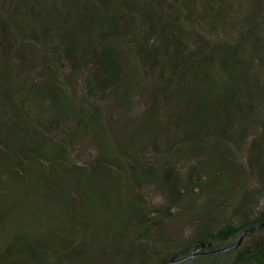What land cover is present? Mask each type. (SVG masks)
I'll use <instances>...</instances> for the list:
<instances>
[{"label":"trees","instance_id":"trees-1","mask_svg":"<svg viewBox=\"0 0 264 264\" xmlns=\"http://www.w3.org/2000/svg\"><path fill=\"white\" fill-rule=\"evenodd\" d=\"M149 79L153 123H106L98 101ZM261 195L264 0H0V264H81L94 247L102 264H165L264 222ZM55 206L62 226L45 222ZM179 218L192 234L157 244ZM220 254L264 264V226L195 259Z\"/></svg>","mask_w":264,"mask_h":264},{"label":"rangeland","instance_id":"rangeland-1","mask_svg":"<svg viewBox=\"0 0 264 264\" xmlns=\"http://www.w3.org/2000/svg\"><path fill=\"white\" fill-rule=\"evenodd\" d=\"M82 86V85H81ZM156 88V81L150 80L148 85L145 87L144 90L138 91L134 94V96L130 97L129 100L126 102H121V99L119 101L114 100L113 98H109L108 100H101L98 101L97 104L100 105V108L102 110V114L104 116V120L106 123H118L119 127L123 128V125H128L129 123L132 124H138V123H153L152 121V114H147V111L149 110V107H151L152 103H154V90ZM82 89H80V92L82 93ZM129 124V125H130ZM151 127V124H150ZM116 136H120V132L116 130L115 132ZM141 141V139H139ZM83 144H79L77 147V151L75 152V157L78 159H83L87 156H89L91 150H92V144L90 142H82ZM141 144V142L139 143ZM148 198L153 204L154 207H158L159 205H162L166 203V200L162 193L158 190H154V188H151L148 193ZM264 207V195L260 197L259 201V208ZM235 209V208H233ZM52 217L46 220V224H53V226H62L64 221V217L61 214V209L59 206H55L52 209ZM105 211H101L100 218L98 220H95L93 222V226L91 229L95 232L99 230V234L103 232V223L107 222ZM108 217V216H107ZM97 221V222H96ZM233 223L240 222V217L234 215L232 217ZM98 229V230H97ZM192 228L191 223L189 219L185 218H179L175 220H163L161 224L156 228L154 231V237H156L157 244L163 242V237H182L186 239L188 236L192 234ZM89 231L86 235V241L88 242L89 237ZM98 234V235H99ZM96 237V236H95ZM253 238H248L246 240V244L251 243ZM91 242V240H90ZM226 243H213L210 247V249L216 248V246L223 247L226 246ZM220 259L215 263L207 262L208 264H220V263H226L228 264L234 255H227V254H220ZM211 259V258H210ZM110 261V259L105 255L103 252V249L95 248L93 250H88V252L81 258V264H102L103 261ZM70 264V263H66ZM186 264H202L201 261L198 259H192Z\"/></svg>","mask_w":264,"mask_h":264},{"label":"water","instance_id":"water-1","mask_svg":"<svg viewBox=\"0 0 264 264\" xmlns=\"http://www.w3.org/2000/svg\"><path fill=\"white\" fill-rule=\"evenodd\" d=\"M263 226H264V222H262L261 224L257 226H252L247 229H244L243 231L240 232V234L238 235L234 243H231L221 248L207 249L208 247H211L212 245L211 242L201 243L200 245H195L189 250L187 254L177 257V258H172L169 261H167L165 264H186L188 260L196 258V257L209 256V255L218 254V253H222V252L234 249L242 243L246 234H248L249 232L256 231ZM203 264H208V263L205 262ZM220 264H226V263H220Z\"/></svg>","mask_w":264,"mask_h":264},{"label":"flooded vegetation","instance_id":"flooded-vegetation-1","mask_svg":"<svg viewBox=\"0 0 264 264\" xmlns=\"http://www.w3.org/2000/svg\"><path fill=\"white\" fill-rule=\"evenodd\" d=\"M201 257H204V256H201Z\"/></svg>","mask_w":264,"mask_h":264}]
</instances>
